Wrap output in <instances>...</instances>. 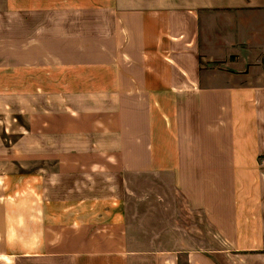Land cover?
<instances>
[{
	"label": "crops",
	"instance_id": "crops-1",
	"mask_svg": "<svg viewBox=\"0 0 264 264\" xmlns=\"http://www.w3.org/2000/svg\"><path fill=\"white\" fill-rule=\"evenodd\" d=\"M0 264H264V0H0Z\"/></svg>",
	"mask_w": 264,
	"mask_h": 264
}]
</instances>
